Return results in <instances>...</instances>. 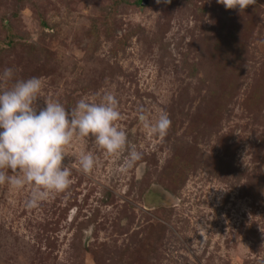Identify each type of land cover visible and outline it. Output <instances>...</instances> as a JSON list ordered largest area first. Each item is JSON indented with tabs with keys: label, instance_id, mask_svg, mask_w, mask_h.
<instances>
[{
	"label": "rangeland",
	"instance_id": "rangeland-1",
	"mask_svg": "<svg viewBox=\"0 0 264 264\" xmlns=\"http://www.w3.org/2000/svg\"><path fill=\"white\" fill-rule=\"evenodd\" d=\"M140 1L0 0V74L41 78V107L115 94L142 153L121 172L126 152L74 139L70 187L31 209L0 186V264H264V0Z\"/></svg>",
	"mask_w": 264,
	"mask_h": 264
},
{
	"label": "clouds",
	"instance_id": "clouds-1",
	"mask_svg": "<svg viewBox=\"0 0 264 264\" xmlns=\"http://www.w3.org/2000/svg\"><path fill=\"white\" fill-rule=\"evenodd\" d=\"M171 0H156L157 4ZM226 10L240 11L255 0H217ZM12 68L0 74V186L21 191L30 188L25 201L29 209L37 207L52 194L70 187V165L65 163V149L74 139H92L107 154L126 152L121 172L142 160V153L129 147L126 131L118 127L122 119L115 94L106 92L98 99L84 96L67 109L58 100L37 101L43 88L39 77L15 79ZM139 124L151 135L164 136L171 126L167 112L153 120L144 108L137 110ZM93 153H81L78 164L83 174L96 165Z\"/></svg>",
	"mask_w": 264,
	"mask_h": 264
},
{
	"label": "water",
	"instance_id": "water-1",
	"mask_svg": "<svg viewBox=\"0 0 264 264\" xmlns=\"http://www.w3.org/2000/svg\"><path fill=\"white\" fill-rule=\"evenodd\" d=\"M140 2H141V5H144L146 4L147 0H141Z\"/></svg>",
	"mask_w": 264,
	"mask_h": 264
}]
</instances>
